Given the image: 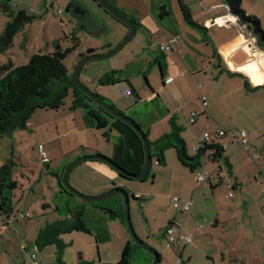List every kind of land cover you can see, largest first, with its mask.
Here are the masks:
<instances>
[{"label":"crops","instance_id":"1","mask_svg":"<svg viewBox=\"0 0 264 264\" xmlns=\"http://www.w3.org/2000/svg\"><path fill=\"white\" fill-rule=\"evenodd\" d=\"M109 1H113L119 9L133 16L141 24L137 28V33H141L143 41L142 44L139 42L131 48L130 57L134 61L133 65L137 67L135 70L137 74L147 71L148 84L138 82L136 77L125 78L129 84L128 87H123L121 92L125 94L124 89L128 88L133 94L125 95L134 97V100L128 103L122 102L108 89L97 91L105 97H110L116 107L132 117L148 134L151 141H156L169 133L172 122H175L181 127L185 146L193 156L197 153L195 147L204 146L206 142L204 133H210L212 138L209 143L227 145L224 152L227 161L222 159L226 176L220 179L215 167L212 171H205L210 173V181L198 182L196 174V182L208 183L215 188L222 184L226 187L229 179L234 180L237 183L235 193L239 190L243 194L241 198L244 201L248 195L251 200H259V204H263L264 207V182H258L260 168L257 161L243 147L234 143L229 134L222 138L215 136V133L221 129L227 133L246 131L249 145L264 158V45L259 43L256 34L249 29V24L232 13L225 0H182L193 19L204 29L193 27L187 22L179 0ZM239 1L245 14L256 17L264 32V23L257 8V5L264 0ZM109 45L112 48L115 44ZM161 46H169V48L161 49ZM154 47H158V51L154 50ZM113 69H118V66L113 64ZM155 70L159 71L158 80L155 79ZM170 77H173V81L166 83ZM120 84L121 82L112 85L119 87ZM141 106L142 111L137 110ZM81 117L84 126L80 127L77 124L73 132H81L78 134L84 131L92 132L98 141L80 139L78 145L83 147V152H79L80 146H76L73 150L65 148L60 157L67 158V163L83 154H102L130 172L137 173L142 169L144 158L141 146L127 127L112 121V136L110 140H106L93 132L96 122L92 118L86 115ZM234 118L242 122L237 124L238 126L234 125L235 122H231ZM213 152V150L206 151L201 157L202 165L206 162L213 165L216 163L210 161ZM80 164L70 173L71 176L75 170H78L73 185H77L75 186L77 189L91 195H101L114 187L128 189L130 185L128 180H133L119 176L113 167L99 160H87ZM62 165L63 162L60 160L58 170H53L56 175L62 173ZM252 179L255 181L254 185L251 183ZM51 190L60 193L63 201H67L66 214L56 216L49 221V214L58 212L59 208L47 199L44 190H41L43 202L42 209L37 212V216H40L37 220H34L30 213L28 221H25L27 218L22 219L17 216L25 213L20 210L22 205L17 203L19 206H14L18 211L17 215L11 217L12 221L4 230L0 229V264H29L28 249L32 243L34 247H39L36 239L40 230L46 224L59 219H74L76 208L82 206H84L82 219L91 230L87 234L96 238L95 243L100 252L97 262L86 253H80L76 263L116 264L121 256L110 252L111 247L116 243L115 237L121 236L124 245L121 255L126 243L130 242L124 225L121 198L114 197L104 203L84 200L81 202L75 199L74 206H71L74 199L61 189L58 176L54 177ZM103 207L113 209L116 216L107 214ZM173 217V214L169 215L168 223ZM3 219L6 220L4 216H0V221ZM165 228L162 237L166 241ZM64 234L66 233L61 234V240ZM186 244L183 243L182 249ZM53 246L55 245L39 247L42 251L40 257L39 254L37 255L40 264H59L57 259L53 262L50 260L51 252H48V249L51 250ZM170 248L177 252L176 246ZM163 259L160 255V262H163ZM62 262L66 264L63 260Z\"/></svg>","mask_w":264,"mask_h":264},{"label":"rangeland","instance_id":"2","mask_svg":"<svg viewBox=\"0 0 264 264\" xmlns=\"http://www.w3.org/2000/svg\"><path fill=\"white\" fill-rule=\"evenodd\" d=\"M257 8L264 23V2H260ZM12 9L14 13L25 11L32 17V21L16 34L13 45L0 53V64L12 60L15 66L25 65L32 55L55 52L59 44L63 51L71 49L64 59L71 77L81 58L90 54V48L95 49L93 54L105 53L111 49L110 43L115 44L113 45L115 47L129 33V27L113 17L96 0H13ZM10 20L11 15L0 8V34ZM124 33L126 35H123ZM142 41L141 33H136L135 37L115 55L87 62L80 73L81 82L92 92L103 97L109 105L116 106L110 97L99 93L102 89L110 90L111 94L114 93L122 102L134 100L133 96L123 94L121 89L128 87L129 83L125 78L130 77H136L138 82L148 84L147 71L137 74L135 71L137 67L133 65L134 61L130 57L131 48L139 42L142 44ZM153 49L158 51V47ZM113 64L118 66V69H113ZM113 71H116V76L122 80L119 87L99 83L101 77ZM154 74L158 80L159 71L155 70ZM73 101L74 90L71 89L61 108L38 109L29 119L26 128H18L3 136L0 135V167L10 160L13 161L12 179L18 181V187L14 190L15 201L22 205L21 212L32 214L34 220L40 218L37 212L42 209L41 190L46 191L47 199L59 208L58 212L49 214V221L56 216H63L68 211L67 201H63L60 193L51 190L54 177L57 176L53 170H58L60 160L63 162L61 172L72 162L67 163V158L60 157L62 151L65 148L73 150L80 146L79 152H83V147L78 145L82 138L91 142L98 141L92 132L84 131L82 134L73 132L77 124L80 127L84 126L82 115L89 117L84 107L72 108ZM137 110L142 111V106ZM231 122L239 125L242 121L234 118ZM93 132L107 140L103 132L96 127ZM40 146L47 154L46 164L42 162ZM191 153L188 152L189 155ZM164 154L166 162L161 165L156 163L157 157L153 158L145 180H128L130 184L128 189L123 188L129 194V215L132 225L138 236L164 258L159 264H177L176 250L168 247L162 237L168 217L172 214L174 217L171 220L181 218L183 231L192 236V241L182 249V256L188 259L189 264H264L263 204L260 205L259 200H251L248 195L244 201L239 190L233 198H228V190L223 184L215 188L208 183L198 184L196 174L212 171L217 167L216 163L213 165L206 162L198 171L192 172L188 167L181 166L174 148L166 149ZM77 171L75 170L69 177L70 184L84 195L97 196L80 191L75 187L77 185H73ZM37 180L39 182L36 183ZM251 183L254 185L255 181L252 179ZM170 196H177L184 201L192 199L190 215L177 212L169 204ZM71 197L74 199L71 206H74L76 200L83 202L76 196ZM114 197H120L123 204L124 225L132 245L130 264H152L153 254L137 245L127 228L126 208L122 195L115 194L93 203H104ZM18 204L15 205L19 206ZM17 212L16 209L14 216ZM115 238L118 241L116 240L110 252L120 257L124 245L121 236ZM62 241L66 247L61 255L66 264H77L80 253H86L96 262L99 260L100 249L95 243V237L74 231L62 235ZM32 244L28 249L29 254L34 251L40 257L42 251ZM48 252H51L50 260L55 261L57 247L53 246Z\"/></svg>","mask_w":264,"mask_h":264},{"label":"trees","instance_id":"3","mask_svg":"<svg viewBox=\"0 0 264 264\" xmlns=\"http://www.w3.org/2000/svg\"><path fill=\"white\" fill-rule=\"evenodd\" d=\"M12 1L13 0H0L1 10L11 15V20L7 23L5 29L0 34V53L7 51L13 45L16 34L19 33L28 22L32 21V17L28 16L25 11L14 13L12 9ZM179 1L187 22L193 27L204 29L202 25L193 19L188 7L182 2V0ZM109 2L119 9L113 1ZM70 7L71 5L69 8ZM119 10L129 18H132L135 21L137 28L141 26L133 16L128 15L121 9ZM251 18L258 24L259 31L264 34L256 17ZM70 50L71 49L63 51L58 44L55 52L36 53L31 56L29 62L25 65L15 66L12 60L0 64V135L3 136L18 128H26L29 119L38 109L61 108L65 104V99L69 91L73 89L74 101L72 108L84 107L88 116L96 122L97 129L103 132V135L107 140H110L112 136L111 122L113 119L123 124L137 139L141 146L144 158L142 141L134 129L109 114L71 82L68 69L64 63V59ZM93 52H95V49L90 48L89 53L91 54ZM121 81V78L116 76V71L107 73L99 79V83L103 85H112ZM101 98L104 99L103 97ZM111 106L126 116L122 110L118 109L113 104ZM131 120L140 127L134 119ZM171 126V131L156 141L149 140L148 134L145 132L151 145L152 160L154 157H157L158 163L162 164L165 160V150L174 148L178 160L192 172H195L202 166L201 157L207 150H214L210 161L217 162L219 158L223 159L225 162L227 161L224 155L225 149L222 145L213 142H205L204 146L201 147L195 155L190 156L187 152L185 141L181 136V127L175 122H172ZM151 165L152 161L148 173ZM13 166L14 163L10 160L0 167V216H4L6 220L14 216V206L18 203L15 201L14 196V190L18 187V181L12 179ZM64 170L59 175L57 174V176L61 189L67 192L61 185ZM118 174L123 178L132 179L119 172ZM146 176L141 180L145 179ZM69 195L74 196L71 193H69ZM103 210L111 216H116V212L111 208L103 207ZM83 215L84 206L76 208L75 217L72 220L59 219L46 224L38 234L36 239L37 246L44 247L54 244L58 250L57 261L59 264H64L61 259V253L65 248V244L62 242L60 236L63 233L72 231L90 233V228L82 219ZM170 222L171 220L168 224H170ZM131 248V242H127L120 260L116 264H130Z\"/></svg>","mask_w":264,"mask_h":264},{"label":"water","instance_id":"4","mask_svg":"<svg viewBox=\"0 0 264 264\" xmlns=\"http://www.w3.org/2000/svg\"><path fill=\"white\" fill-rule=\"evenodd\" d=\"M102 7H104L113 17H115L117 20L121 21L125 25L129 27V33L127 36L115 47L109 49L105 53L101 54H88L87 56L81 58V60L78 62L74 73L71 75L70 80L71 82L76 85L79 89L83 91L84 94H86L88 97H90L92 100H94L99 106H101L105 111H107L112 116L118 118L119 120L123 121L130 127L134 129V131L137 133V135L140 137L143 149H144V163L142 169L138 173L129 172L124 167L116 163L113 159L104 156L102 154H89V155H83L81 157L76 158L74 161H72L64 170L62 179H61V185L66 189L67 192L73 194L74 196L87 201V202H98L101 200H104L106 198H109L115 194H121L124 202H125V208H126V216H127V225L129 228V231L134 239V241L144 250L150 252L154 256V261L152 264H159L160 262V254L159 252L150 246L148 243H146L143 239H141L138 234L136 233L132 222L130 220V208H129V194L126 190L120 187H114L111 190H109L107 193H104L102 195L97 196H88L84 195L78 190H76L69 182V177L71 171L80 163L87 161V160H99L102 162L107 163L109 166L113 167L116 171L119 173L126 175L127 177H130L132 179L141 180L143 177L146 176L148 173L150 163L152 161V154H151V145L149 143L148 138L145 135V132L142 130L141 127L137 126L129 117L124 116L121 112L115 110L111 105L107 104L104 99H102L99 95L92 92L89 88H87L80 80V73L83 68V66L92 60H101L109 58L116 53H118L128 42H130L137 33V26L135 21L132 18H129L125 14H123L119 9L114 7L108 0H96ZM225 2L229 5L230 11L234 13L236 16H239V18L249 24V29H251L256 36L258 37L259 43L264 45V34L259 31L258 24L255 20H253L251 17L247 16L245 12L240 7V1L239 0H225Z\"/></svg>","mask_w":264,"mask_h":264},{"label":"built area","instance_id":"5","mask_svg":"<svg viewBox=\"0 0 264 264\" xmlns=\"http://www.w3.org/2000/svg\"><path fill=\"white\" fill-rule=\"evenodd\" d=\"M230 8V7H229ZM246 26V24L244 25ZM170 42H172V40H170ZM168 49L169 46H161V49ZM173 81V77H170L166 80V83H170ZM124 93L127 95H132V91L128 88L124 89ZM229 134L232 138V141L238 145H240L241 147H243L249 154L250 156L257 161L258 165H259V175H258V182L262 183L264 182V158L262 157V155L260 153H258L255 149H253L248 142V133L246 131H236V132H231V133H227L225 130L221 129L218 130L215 133L216 137L222 138L225 135ZM204 140L206 142L210 141L212 138V135L208 132L204 133ZM201 147H203V145H198L195 147V151H198ZM222 147L224 149L227 148V145H222ZM40 150L42 153V162L43 163H48V157L47 154L45 153V151L43 150L42 146H40ZM214 151V150H213ZM158 163V162H157ZM222 163L223 160L221 158H219L216 162L217 167H216V171H217V175L220 179H222L223 177L226 176V171L223 169L222 167ZM197 180L198 182H204L209 180L210 181V173H197ZM226 187L228 190V194L227 197L232 198L234 196L235 190L237 188V183L234 180L229 179L226 182ZM263 196H264V189H263ZM170 205L177 211L183 213V214H187L190 215L191 210H192V206H193V202L192 201H184L182 199H180L177 196H170ZM17 216H19L20 218L24 219V218H28L30 216L29 213H21L18 214ZM12 221V218H9L7 220L1 221L0 222V229L4 230L7 225L9 224V222ZM164 235H165V239H166V243L169 247H177V264H189V261L186 260L183 256H182V245L183 243H189L192 241V236L189 234H186L183 231V223H182V219H173L171 220L170 224L167 225V227L164 230ZM29 264H40L38 258H37V254L31 253L29 255Z\"/></svg>","mask_w":264,"mask_h":264},{"label":"bare ground","instance_id":"6","mask_svg":"<svg viewBox=\"0 0 264 264\" xmlns=\"http://www.w3.org/2000/svg\"><path fill=\"white\" fill-rule=\"evenodd\" d=\"M222 23V22H221Z\"/></svg>","mask_w":264,"mask_h":264}]
</instances>
